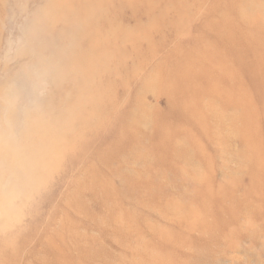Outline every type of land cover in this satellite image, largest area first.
<instances>
[{
  "label": "rangeland",
  "instance_id": "obj_1",
  "mask_svg": "<svg viewBox=\"0 0 264 264\" xmlns=\"http://www.w3.org/2000/svg\"><path fill=\"white\" fill-rule=\"evenodd\" d=\"M0 264H264V0H0Z\"/></svg>",
  "mask_w": 264,
  "mask_h": 264
}]
</instances>
